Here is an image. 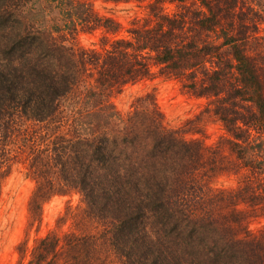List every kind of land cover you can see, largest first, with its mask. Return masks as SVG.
Masks as SVG:
<instances>
[{
  "label": "trees",
  "instance_id": "16d2710c",
  "mask_svg": "<svg viewBox=\"0 0 264 264\" xmlns=\"http://www.w3.org/2000/svg\"><path fill=\"white\" fill-rule=\"evenodd\" d=\"M192 1V15L154 8L129 38L98 50L77 35L121 25L90 2L0 0V189L22 159L37 174L32 222L76 187L100 224L83 236L48 233L29 264H264V240L239 234L264 215V0ZM156 66L211 97L241 162L236 188L210 191L220 165L167 127L150 95L126 119L115 109L112 94Z\"/></svg>",
  "mask_w": 264,
  "mask_h": 264
},
{
  "label": "rangeland",
  "instance_id": "374dc122",
  "mask_svg": "<svg viewBox=\"0 0 264 264\" xmlns=\"http://www.w3.org/2000/svg\"><path fill=\"white\" fill-rule=\"evenodd\" d=\"M83 1L90 2L99 15L112 17L121 25V29L115 34L99 28L77 35L79 46L98 50H101L104 43L108 44V39L129 38L128 29L136 25L135 22L144 24L150 19L154 8L171 16L180 15L184 11L192 15L195 9L192 0L184 3L175 0ZM31 7L24 1L27 17L30 11H34L30 10ZM47 14L57 15L54 11ZM59 19H62L61 14ZM213 38L215 34L204 35L206 41ZM186 83L187 80L183 77L163 73L156 66L151 77L126 84L119 92L112 94L111 101L118 113L126 119L133 113L136 100L150 95L145 99L146 103L152 105L154 98L156 109L167 127L179 129L188 139L200 140L202 148L206 149L208 160L212 161L210 165H220L221 170L210 183V191L219 193L236 188L241 180V175L237 174L238 170L241 171V162L230 149L229 133L219 116L213 112L211 97L197 96ZM29 123L33 124V128L41 125ZM7 169L0 189V264H29L36 242L53 231L62 236L66 233L83 236L100 226L97 220L87 215L85 201L76 187L64 194H54L42 204L41 221L32 222L29 207L37 188V174L22 159L14 158ZM248 228L249 230H243L239 234H250L251 237L264 240V215L255 217ZM113 261V264H120L115 258Z\"/></svg>",
  "mask_w": 264,
  "mask_h": 264
}]
</instances>
